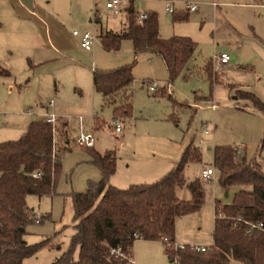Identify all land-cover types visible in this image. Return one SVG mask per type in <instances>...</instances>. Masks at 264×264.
<instances>
[{
	"label": "rangeland",
	"instance_id": "obj_1",
	"mask_svg": "<svg viewBox=\"0 0 264 264\" xmlns=\"http://www.w3.org/2000/svg\"><path fill=\"white\" fill-rule=\"evenodd\" d=\"M40 1L60 9L59 20L65 34L75 30L80 35L92 28L96 36L99 28L120 34L123 25L126 28L133 23L129 14L106 10L105 0ZM174 1L173 12L187 13L184 20L173 21L174 15L164 11L163 0L133 1L131 5L132 12L156 15L160 38L185 36L195 42L194 53L170 84L166 83L168 77L161 58L146 53L134 56L128 37H121L116 51L104 50L96 37L90 50L71 44L68 51L40 55L39 47L29 37L18 34L9 15L0 14V67L8 73L0 75V142L18 138L27 122L41 119L43 112H54L68 121L70 128L69 150L61 154V172L54 192L26 195V204L35 217H42L25 226L23 239L27 243L46 236L49 239L46 245L24 257L22 264H46L66 248L73 231L69 192L84 190L87 180L100 176L85 148L74 142L77 117L83 119V129L92 134L94 150L115 153V172L109 183L117 187L157 179L163 173L159 171L176 161L190 141L198 147L201 158L184 166L187 180L197 177L204 163H212L215 145L232 146L237 149V158H255L264 169V114L248 101L232 97L235 89H241L253 93L264 104V0ZM185 1L196 3L197 8L187 11L182 3ZM212 2L217 3L216 9ZM126 5V0L119 2L120 8ZM93 8L98 14L96 21H92ZM76 39L77 44L79 36ZM221 52L228 55V62L218 68L210 63V72L219 81L210 87L203 66ZM123 65H131L133 78L129 87L131 118L118 121L121 131L117 133L112 126L113 106L103 104L101 96L93 91L90 69L111 70ZM147 79L162 86L159 90L163 96L147 90ZM168 96L185 105H172ZM50 100L53 107L46 108ZM211 103L214 109L210 108ZM94 118L99 120L94 121L97 128L92 125ZM58 146L55 143V149ZM214 174L209 180L198 177L204 188L203 202L198 210L176 217L175 243L208 247L212 243L213 198L230 202L234 190L250 189L249 184L222 187ZM175 191L180 198L190 196L184 185ZM145 242L147 253L133 250V264H173L164 253L161 240Z\"/></svg>",
	"mask_w": 264,
	"mask_h": 264
},
{
	"label": "trees",
	"instance_id": "obj_2",
	"mask_svg": "<svg viewBox=\"0 0 264 264\" xmlns=\"http://www.w3.org/2000/svg\"><path fill=\"white\" fill-rule=\"evenodd\" d=\"M171 14L173 21H179L184 20L187 13ZM121 37L130 39L134 55L147 52L161 58L167 84L181 72L196 46L185 36L160 38L154 13H148L140 24H128L121 34L108 31L98 34L102 48L110 51L118 50ZM210 63L206 61L203 70L211 87L217 80L210 72ZM7 74L0 67V75ZM132 79L131 65L91 71L93 89L105 103L113 106V118L131 115L130 95L125 89ZM161 87L152 93L163 96ZM232 97L248 101L264 114V104L253 93L235 89ZM167 99L172 104L185 105L173 97ZM69 130V123L64 119L58 118L53 125L41 119L32 120L18 138L0 142V264H22L24 257L47 244L49 236L34 243L23 239L25 226L42 217H35L25 198L27 194L41 196L54 192L61 172V154L69 150ZM55 143L59 145L57 149ZM92 147L82 148L88 152L100 176L97 180H87L84 190L69 192L73 231L66 248L46 264H128L136 238L160 240V236L165 235L169 241H174L175 218L198 210L203 202L200 179L186 180L183 172L187 163L201 158L192 141L160 177L126 187L109 183L115 170L114 152H97ZM236 155L237 149L232 146L212 147L216 179L222 187L249 184L250 189H236L230 202L215 200L212 243L208 247L200 250L187 243L174 247L161 241L170 261L175 259L176 264H264V231L248 228L244 222L261 221L264 225V169L255 158L247 160ZM34 170L39 171L37 176H32ZM181 185L188 189L189 198L176 195L175 188ZM75 251L76 257L73 256Z\"/></svg>",
	"mask_w": 264,
	"mask_h": 264
},
{
	"label": "crops",
	"instance_id": "obj_3",
	"mask_svg": "<svg viewBox=\"0 0 264 264\" xmlns=\"http://www.w3.org/2000/svg\"><path fill=\"white\" fill-rule=\"evenodd\" d=\"M211 6H212V4H211ZM212 7L216 9L217 4L212 6ZM2 13H5L7 16L9 15L11 22L14 23V25L16 26L18 34L29 37L31 43L34 44L35 46L39 47L38 53L40 55H47L50 52H53V53L57 52L58 53L60 51H63V52L68 51L71 48V44H73V47H77L78 44L80 46L79 33H77V35H72L71 33L65 34L64 26H63L62 22H60V20H59L60 14H61L60 9L56 6L55 7H53V6L48 7V6H46V4L42 3L40 0H0V14H2ZM147 13H149V12H147ZM124 29H125V25H123V27L121 28V33L123 32ZM103 30H106V29L99 28V32L103 31ZM99 32H98V34H99ZM111 32H113V31H111ZM78 36H79V43L76 44V42H77L76 38ZM106 51H110V50H106ZM194 51H193V53H194ZM141 53L153 55V54H150L147 52H141ZM138 54H140V53H138ZM138 54H136V55H138ZM136 55H134V56H136ZM92 69H90V71H92ZM189 75L190 74L184 75L183 77L185 78ZM216 80L217 81L214 82L213 84H216L219 82L218 79H216ZM148 81H150V80L147 79L145 81L146 84ZM131 83L125 89V93L130 95V100L132 101V93L129 91V87L131 86ZM91 85H92V80H91ZM158 85H159V83H158ZM92 89H93V85H92ZM93 91H94V89H93ZM150 93H152V92H150ZM101 98H102L103 104H107L104 102V99L102 96H101ZM211 104H213V103H211ZM172 105H174V104H172ZM45 107L46 108H52L53 107V101H52L51 106H45ZM214 108H215V105H214ZM214 108H211V109H214ZM50 112H52V111H50ZM124 118L130 119L131 115L129 117H122V118H116V119H118V121H119V120H122ZM113 119H115V118H113ZM94 121L99 122V120L96 118L93 119L92 125L97 128ZM27 124H28V122H27ZM27 124H26V126H27ZM120 131H121V127L118 131H115V132L119 133ZM262 159L264 160V157ZM115 161H116V155H115ZM173 162L174 161H171L170 165L164 166L159 172L164 173L165 171H167L172 166ZM205 164H208V163H204L203 165H205ZM202 166L200 167V169L202 168ZM261 166H262V163H261ZM200 169L198 171L197 177H199ZM163 170H165V171H163ZM214 171H215V169H214ZM114 172H115V170H114ZM163 173H161V174H163ZM214 175L217 177L216 171H215ZM215 200H217L219 203H221L219 201V199H217L215 197L213 198V200H212V221H213V207H214ZM152 240H159V239H152ZM145 241H149V240L143 239V238H136L132 244V253H133V250L137 251V252H142V253L146 252L147 253V244Z\"/></svg>",
	"mask_w": 264,
	"mask_h": 264
},
{
	"label": "built area",
	"instance_id": "obj_4",
	"mask_svg": "<svg viewBox=\"0 0 264 264\" xmlns=\"http://www.w3.org/2000/svg\"><path fill=\"white\" fill-rule=\"evenodd\" d=\"M121 0H105L104 1V8L106 10L112 11L113 13L116 14H129L132 16V22L134 24H140L142 22V20H144L148 13L146 12H132L131 11V5L133 1H140V0H126L127 1V5L125 8H120L119 7V2ZM174 0H163L164 3V11L168 14H171L173 12V4H174ZM185 3V9L187 11H194L197 8V4L196 3H191V2H182ZM212 6L216 5L217 3L212 2L211 3ZM98 20V14L95 8H93V13H92V21H96ZM72 35H77V31L72 30L71 31ZM80 46L85 49V50H90L92 47V44L95 40V38L97 37L94 30L92 29L91 31H83L80 35ZM228 62V55L226 53H219L217 55H214L211 58V64L218 68L224 64H226ZM147 90L150 92L155 91L159 85L157 81H148L146 84ZM52 105V100H50L46 106H51ZM211 108H214V105L211 104L210 105ZM27 114H30V111H26ZM41 115V120H43L46 123H49L51 125H53L56 120L60 117H58L55 113L53 112H43L40 114ZM76 125H77V134L75 136L74 142L77 146H82V147H92L93 146V136L90 132L85 131L83 129V119L81 117H77L76 118ZM113 129L114 131H118L120 129V124L118 122V119H113ZM204 133H206V131H204ZM32 176H37L39 174V171L34 170L32 173ZM214 174V166L213 164H205L202 166V168L200 169L199 172V177L205 180H209ZM244 222L246 224H248V228H257L260 229L262 231H264V225L262 224L261 221H256V222H250L247 220H244ZM160 240L165 244V245H172L174 247H182L183 244H178L175 243L174 241H169L165 235H161L160 236ZM195 249H204L207 246H196V245H192ZM128 264H133V258L132 256L128 257ZM173 264H176V260H173Z\"/></svg>",
	"mask_w": 264,
	"mask_h": 264
}]
</instances>
